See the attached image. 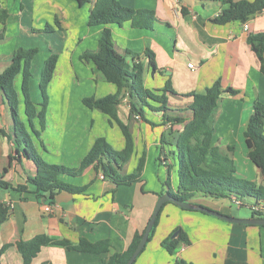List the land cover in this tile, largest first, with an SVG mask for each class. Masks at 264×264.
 <instances>
[{"label": "crops", "instance_id": "1", "mask_svg": "<svg viewBox=\"0 0 264 264\" xmlns=\"http://www.w3.org/2000/svg\"><path fill=\"white\" fill-rule=\"evenodd\" d=\"M119 1L127 7L155 12L153 28H134L130 21L107 26L119 51L138 56L137 61L144 65L146 88L161 90L168 80L171 81L176 92L168 96L171 109L189 106L193 97L187 94L194 91L205 93L218 80L224 90L233 88L239 92L237 95H223L216 116L213 144L223 151H227L228 146H235L232 157L238 176L258 186L264 185L260 170L249 159L244 136L254 112L255 100L259 98L264 102V73L248 42L251 34L264 33V12L250 19L247 22L249 29L245 30L242 22L214 23L224 8L218 0ZM94 5L95 0L83 6L75 0H0V7L8 11L6 23H0V31L5 30V38L0 41V72L8 67L14 51L37 45V38L42 37L43 32L34 33V30H42L48 25L55 27L57 21L60 24V29L53 32L56 34L53 42H47L50 51L45 57L47 59L52 51L59 53L58 65L48 89L51 97L49 94L46 128L42 132L46 150L37 145L42 158L51 164L79 166L100 137H104L116 150H122L126 145L124 133L116 123L111 125L106 114L83 103L85 97L102 98L118 91L115 84L105 80L93 61L83 58L88 52L98 51L99 40L106 27L89 25ZM56 38L59 39L57 42ZM147 49L153 53L155 72L150 65V57L145 54ZM190 63L194 68H189ZM21 84L22 75L15 83L19 93ZM20 97L21 111L24 103L21 94ZM51 102L57 104L53 106ZM129 111V100L125 99L119 107V115L124 122H127ZM24 117L22 112V119L26 121ZM147 118L157 126L152 127L143 121L135 125V151L125 168L126 173H132L145 152L141 182L119 187L102 179V175L90 167L79 177H63L72 185L88 188L77 195L60 193L52 212L44 210V203L36 197L30 185L31 193L0 187V200L10 208L9 219L0 225V249L9 245L2 264H24L17 243L38 235H45L52 242L67 240L72 245H77L82 238L92 243L108 240L112 244L110 255L128 250L136 233L147 228L159 196L167 194L169 169L171 189L176 192L179 185L178 164L176 156L171 153L176 151L178 132L183 126L162 125L160 114L149 112ZM35 124L40 130L38 121ZM12 128L9 107L0 95V129L10 132ZM163 134L165 144L161 142ZM15 154L13 143L0 135V176L7 167L5 181L13 187L27 185V178L35 174V167L24 156L21 162L14 160L10 165L9 156ZM227 200L197 196L191 203L233 218H256L253 215L235 216L237 213L231 207L233 203L229 199V205ZM258 206L264 207V202ZM176 230H183L191 243L170 254L162 242ZM178 260L192 264H264V226L233 223L169 203L161 213L152 240L134 264H174ZM107 263L108 257L70 250L55 243L44 246L31 262Z\"/></svg>", "mask_w": 264, "mask_h": 264}, {"label": "trees", "instance_id": "2", "mask_svg": "<svg viewBox=\"0 0 264 264\" xmlns=\"http://www.w3.org/2000/svg\"><path fill=\"white\" fill-rule=\"evenodd\" d=\"M80 6L90 3L92 0H75ZM224 8L222 13L214 19V23L228 25L233 22L246 24L257 14L264 12V0H218ZM8 11L0 7V23H6ZM156 20L155 12L148 9H134L124 6L119 0H95V5L90 12L89 25H106L99 40V49L96 52H88L83 58L93 61L109 83L118 87L115 94L102 98L85 97L83 103L96 109L109 117L111 125L115 123L121 128L126 139V145L122 150H116L104 137L97 138L90 151L77 167H67L46 162L39 153L37 145L44 150L46 147L42 139V132L46 128V114L49 105L48 89L54 77L59 53L52 51L45 60L41 71L39 88L42 100L36 103L31 95V80L33 77L32 64L39 53L38 48L20 47L10 57V64L0 72V95L9 107L13 128L10 132L0 129V135L13 143L15 155H10V165L14 160L21 162V157L32 161L35 174L28 176L27 185L13 187L10 182L4 180L8 172L6 167L0 176V187L4 190L15 189L19 192L31 193L29 185L34 189L33 193L42 203H54L56 197L63 192L72 195L82 194L88 186L77 187L63 180L64 176L79 177L85 171L94 167L104 180L113 182L117 186H131L142 181L146 163V153L139 159L136 169L128 174L125 168L130 162L134 151L135 141L133 136V122L143 121L156 127L157 124L147 118L149 112L160 114L162 125H182L176 141V151L171 154L176 156L178 164V190L171 189V175L168 170L166 186L167 194L180 202L191 203L197 196L213 199H230L234 204L239 200L244 205V200L255 202L252 207L264 202V185L258 186L254 182L240 178L232 154L235 146H228L223 151L213 144L215 136L216 116L223 100V95H237L239 92L233 88H222V82L216 81L208 87L205 93L191 92L187 96L193 97V102L185 107L171 109L169 94H176L171 81L168 80L161 90L152 91L144 85V65L137 61L138 56H130L129 52H121L116 47L113 33L107 26L110 24L123 25L130 21L134 28H153ZM57 25L60 27L59 21ZM53 27L47 26L41 33L51 31ZM5 38V30L0 31V41ZM248 42L252 50L261 62V71L264 73V33L251 34ZM145 54L150 57V65L155 72L157 67L153 53L147 49ZM22 75L21 92L15 87L16 79ZM23 97L24 114L26 121L20 113L21 97ZM125 99L129 100L130 112L128 121L124 122L119 115V107ZM254 112L244 132L245 142L249 149V159L260 170L264 181V102L257 98L254 102ZM138 117V118H137ZM38 121L40 130L36 128ZM162 144L166 143L165 135L161 138ZM160 195L159 197L163 196ZM166 203L159 212L153 229L149 235L150 242L155 234L161 213ZM174 204V203H173ZM176 205V204H175ZM253 210V208H252ZM10 216V208L0 200V225L5 223ZM253 216L264 219V212L253 210ZM146 228L136 233L127 251L111 254L112 244L108 240L92 243L82 238L77 245L69 241L52 242L45 235H38L28 241H19L18 250L22 254L24 264H31L44 246L50 243L62 245L70 250L96 255L101 258L108 257L107 264H128L136 251ZM179 231L174 237L175 232ZM191 243L189 236L183 230H176L168 236L162 246L170 253L175 254L183 246ZM9 245L0 249V264L2 257ZM174 264H192L185 260H178Z\"/></svg>", "mask_w": 264, "mask_h": 264}, {"label": "rangeland", "instance_id": "3", "mask_svg": "<svg viewBox=\"0 0 264 264\" xmlns=\"http://www.w3.org/2000/svg\"><path fill=\"white\" fill-rule=\"evenodd\" d=\"M45 28H43L42 31ZM55 29L56 30L57 29L59 30L60 27L58 25H56L55 27L52 28L51 31L49 30V31L43 32V36H42L43 38L42 37L37 38V41H36V44L37 45L34 46L35 48H38L39 49V54L36 56V59L33 61V64H32V69H33L34 77L31 80V86H30L31 93H32L31 95L33 97L32 99L33 100L35 99V101H37L39 99L42 100L41 94H40V91H39V82H40V78H41L40 76H41V71L43 69V66H44V63H45V60H46L45 57L47 56V54L50 51L49 48H48V43L49 42L52 43L53 42V39H55L54 36L56 34L53 35V32L55 31ZM34 33H37V32H34ZM31 34H33V33H31ZM57 37H58V35H57ZM34 39H36V38H34ZM57 39L58 38H56V42H57ZM24 48H26V47H24ZM49 55H51V54H49ZM54 89H55V87H54ZM49 94H50V97H51V93H49ZM54 98H56L58 100L57 95H54ZM51 104H53V102H51ZM54 104L56 105L57 103H54ZM54 104H53V106H54ZM22 112H24V107L21 108V111H20L21 116H22ZM127 121H128V118H127ZM140 122H142V121L141 120L140 121H138V120L134 121L132 123L133 124V129H134L135 125L136 124H139ZM227 202L230 205L229 199L227 200ZM243 202H244V205L242 207H238V206H236L234 204L233 205L231 204V207L233 208V210L235 211V213H237V214H235V216H244V215L245 216H248V215L252 216L253 215V210L251 208V205L254 203V201H252L250 199H247V200H244Z\"/></svg>", "mask_w": 264, "mask_h": 264}, {"label": "water", "instance_id": "4", "mask_svg": "<svg viewBox=\"0 0 264 264\" xmlns=\"http://www.w3.org/2000/svg\"><path fill=\"white\" fill-rule=\"evenodd\" d=\"M168 202H172L174 204H176L177 206L186 209V210H197V211H202L205 212L207 214L216 216L220 219L229 221V222H233V223H238V224H245V225H260V226H264V219H258V218H252V219H237V218H233L230 216H226L224 214H221L219 212H216L214 210H211L209 208H206L202 205L199 204H194V203H188V202H180L178 200H176L173 196H171L170 194H164L163 196H161L157 202V205L155 207V210L151 216V219L148 223V226L145 230V233L143 234V237L136 249V251L134 252V254L132 255L131 259L129 260L128 264H134L135 261L137 260V258L139 257V255L142 253V251L145 249L147 243H148V239H149V235L153 229V226L156 222V219L159 215L160 210L162 209V207L168 203ZM178 232H176L174 234V236H177Z\"/></svg>", "mask_w": 264, "mask_h": 264}, {"label": "built area", "instance_id": "5", "mask_svg": "<svg viewBox=\"0 0 264 264\" xmlns=\"http://www.w3.org/2000/svg\"><path fill=\"white\" fill-rule=\"evenodd\" d=\"M244 28H245V30H248L249 29L248 23L244 24ZM188 66H189V68H194V65L192 63H190ZM101 178L103 179V176H101ZM43 205H44V210L46 212H52L53 209H54V203H45ZM234 205H236L238 207H241L242 206V202L239 201V200H237V201L234 202ZM252 208H253L254 211L264 212V207L255 206V207H252Z\"/></svg>", "mask_w": 264, "mask_h": 264}]
</instances>
